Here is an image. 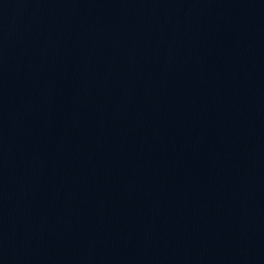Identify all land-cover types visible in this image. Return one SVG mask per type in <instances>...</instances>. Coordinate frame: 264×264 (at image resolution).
<instances>
[{
	"label": "water",
	"instance_id": "95a60500",
	"mask_svg": "<svg viewBox=\"0 0 264 264\" xmlns=\"http://www.w3.org/2000/svg\"><path fill=\"white\" fill-rule=\"evenodd\" d=\"M0 264H264V0H0Z\"/></svg>",
	"mask_w": 264,
	"mask_h": 264
}]
</instances>
